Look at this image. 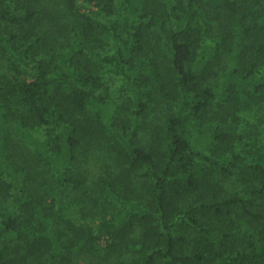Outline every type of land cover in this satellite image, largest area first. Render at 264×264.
Here are the masks:
<instances>
[{"label": "trees", "instance_id": "1", "mask_svg": "<svg viewBox=\"0 0 264 264\" xmlns=\"http://www.w3.org/2000/svg\"><path fill=\"white\" fill-rule=\"evenodd\" d=\"M126 2L132 19L113 21V0H69L64 13L49 0H0V264H77L74 250L87 264H264V145L241 135L231 146L228 131L203 126L205 108L237 88L264 105V0ZM203 4L217 22L210 42L196 20ZM109 39L116 48L102 52ZM109 71L122 90L105 93ZM161 105L164 123L146 126ZM39 125L45 140L22 133ZM147 128L155 140L143 142ZM15 134L28 153L15 154ZM94 152L102 166L117 162L118 176L89 180ZM31 153L58 187L34 176L44 177ZM142 164L157 208L144 209L143 192L130 212L88 215L82 197L64 206L70 183L96 192V204L126 197L120 187L135 193Z\"/></svg>", "mask_w": 264, "mask_h": 264}, {"label": "rangeland", "instance_id": "2", "mask_svg": "<svg viewBox=\"0 0 264 264\" xmlns=\"http://www.w3.org/2000/svg\"><path fill=\"white\" fill-rule=\"evenodd\" d=\"M52 2L53 5H55L60 13H64L65 9L68 7L69 0H49ZM51 4V5H52ZM113 7H114V13L111 16V19L113 21H119V20H131L132 15L129 12V7L127 5L126 0H113ZM201 9L199 11L201 12V16L197 17V24L201 26L202 30L204 31V35L209 40V42L212 40L211 34V27L215 26L217 24L216 20L214 19L213 13L210 11L211 6L210 5H202ZM86 11V9H85ZM101 18V17H100ZM103 21L105 22V19L103 18ZM102 52H113V50L116 48V44L113 42V40L109 39L107 43H105L104 47H102ZM214 51V50H213ZM211 52L210 54L212 55ZM223 56V55H222ZM228 58V57H227ZM216 61L215 70L217 72V78L214 79V83L222 86V82L225 79V67L228 63V59L226 60L225 55L223 58L220 56ZM261 73H264V67L260 70ZM106 79V85L102 88H109L105 93L110 92L113 88L117 87L121 90L123 89V79L121 76L117 75L116 72L109 71L107 74H105ZM115 81V82H114ZM112 84V86H111ZM107 86V87H106ZM122 94V93H121ZM258 94V93H256ZM115 97V96H114ZM121 96L119 95V99ZM260 97L254 95L251 98L248 96L243 97L242 96V89L237 88L235 91H233L230 100L224 102L223 104H228L229 106H224L222 103H220L218 100H215L212 104H210L208 107L205 108L203 112V126L208 127L210 129H213L214 127L224 129L225 131H228L232 136L235 137V140L230 142L231 146H233L236 142V139L238 140V137L243 135L246 137V139L250 138H258L256 145L262 146L264 145V105L262 103L258 102ZM118 99V100H119ZM170 112L169 108L165 105H161L160 109L157 110H151L148 113V116L146 118V121L144 122L145 125H150L155 127L157 129V124L164 123V120L166 118V115H168ZM150 128L144 129L141 131V140L143 142L152 141L155 140L152 139L153 136H151ZM121 131V127L119 125L114 126V130H110L111 134L117 136L119 138V132ZM48 127L44 125L39 126H26L23 128L22 133L25 135H31L35 137L36 139L45 140L48 136ZM161 135V133H159ZM16 139L18 142H14V145L16 144V153L26 154L28 153L27 149H25L26 141L21 138V135L15 134ZM23 137V136H22ZM121 142V141H120ZM27 145V144H26ZM27 148V147H26ZM258 148V147H254ZM51 149V148H49ZM94 153H91L89 163L87 164V169L92 172V177L89 178L92 179L95 175H99V173H103L98 178H100L102 175L106 176L109 175L112 178H115V176H118L119 173V167L117 165V162H111V159L107 156L105 158L106 164H110L108 167L102 166L101 163H99V160L97 157H95L92 160V157L94 156ZM30 159V160H29ZM27 160L30 162H33L37 168L36 170L40 169V174H43L44 177H39V175L34 174L37 178H39V181L45 182L47 180L53 186L58 187L60 184L59 178H57V174L55 171H47L49 168V164L46 162V160L37 155L35 153H31L29 157H27ZM46 168L45 171L43 169ZM130 168V167H128ZM132 173H136V177L138 178L137 182L135 181V185L138 186L137 191L135 193L130 192L126 193V190L123 187H120V189L127 195L123 199H99L98 203L91 202L92 200L96 201L97 193L93 190L85 192V189L83 188H75L74 183H70L69 186L71 188V191H67L64 195V206H69L70 203L76 202L80 197L83 198V206H86L88 208L94 209L96 212H86L88 215H94V214H102L107 212H117L122 210L123 212H130L132 211V202L135 201L134 194H137L138 192H143V199H144V209L150 210L157 208L156 203L154 202L153 195L151 193V177L148 175L149 172V165L142 164L137 167L132 168ZM76 169H72L68 171V176H75L78 175V172L75 171ZM47 176V178L45 177ZM7 177V176H6ZM59 177V176H58ZM9 181H13L10 177H7ZM32 181V179H31ZM236 178L234 176H231L229 179V188L232 189V193L239 191L235 187ZM225 183V182H224ZM17 188L13 187L11 188V193L13 197H18V188L19 184L16 183ZM89 187V184L86 182V184ZM237 189V190H236ZM243 192L247 191V187L244 186L242 189ZM138 195V194H137ZM95 206V207H94ZM138 209H135L133 212H135ZM143 213V212H142ZM106 237L104 236V239ZM136 253L139 255L137 250H134L133 248L130 249V254ZM88 258L87 255L84 253H81L79 251L74 250L72 259L75 260L74 262L77 264H87L85 262V259Z\"/></svg>", "mask_w": 264, "mask_h": 264}]
</instances>
